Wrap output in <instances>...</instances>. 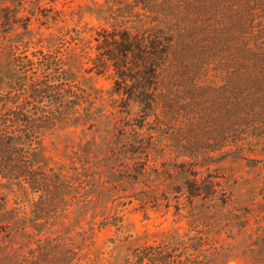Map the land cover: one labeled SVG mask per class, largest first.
<instances>
[{"label":"rangeland","instance_id":"obj_1","mask_svg":"<svg viewBox=\"0 0 264 264\" xmlns=\"http://www.w3.org/2000/svg\"><path fill=\"white\" fill-rule=\"evenodd\" d=\"M163 1L168 22H181L189 0ZM144 2L0 0V76L8 74L13 44L22 62L35 64L27 76L43 90L45 110L36 132L54 165L49 175L63 180L42 191L25 179L7 206L21 219L0 241L22 257L43 242L70 248V264H264L262 88L248 86L242 68H218L216 59L202 68L190 51L188 68L177 54L158 93L162 117L145 120L141 106L115 93L117 77L100 48V34L132 25ZM197 16L190 25L201 22ZM196 152L195 161L184 156ZM111 217L123 225L101 227ZM47 229L50 238L39 237ZM22 257L0 264H28Z\"/></svg>","mask_w":264,"mask_h":264},{"label":"trees","instance_id":"obj_2","mask_svg":"<svg viewBox=\"0 0 264 264\" xmlns=\"http://www.w3.org/2000/svg\"><path fill=\"white\" fill-rule=\"evenodd\" d=\"M186 2L188 8H185L187 10L184 13L182 12L184 19L179 23H169V19L161 13L165 1L146 0L145 7H142L145 13H137L132 25L116 27L118 30L112 32L105 30L100 34L103 37L100 48L105 50L103 59L105 64L106 61L110 62L117 77L113 85L115 93H123L129 101L141 106L145 120L154 117L158 120L162 117L161 99L158 93L166 68L168 69L172 62H177L179 58L176 57L177 54L182 57L179 58L180 63L189 68L192 65L186 55L189 51L202 57L200 64V67L204 65L202 68L207 69L214 65L215 59L218 68L225 70L242 68V74H248L244 78L246 84L262 88L261 98L264 99V0ZM177 7L180 8L175 4L169 12ZM217 11L221 12V18L214 20L211 15ZM196 13L201 22L194 26L193 23L190 25V16L192 18ZM148 14H153L155 19L151 20ZM180 47L185 52L180 53ZM0 49L2 50L1 46ZM21 51L20 46L12 45L11 62L7 64L8 74L0 76V239L4 236L11 238L14 233L12 229L7 230V228L19 223L21 219L7 206L12 196L20 194L25 179L29 186L38 187L42 191H48L53 186L58 188L63 182L61 176L55 174L52 177L48 173L54 165L44 152L43 138L36 132L37 128L43 126L38 124L36 119V115L45 111L44 104L38 100L43 90H40L39 86L37 87L27 76V72L34 68L35 64L30 60L22 62ZM195 68H198V65ZM12 93H22L26 97L22 101L21 97L12 96ZM6 95L11 98L6 100L4 98ZM31 98L37 100L35 106L31 103ZM34 109L38 112L33 111ZM184 144L194 148L190 139H186ZM148 147L149 145L145 144L144 149ZM92 149L90 154H98L95 147L92 146ZM188 155L193 161L199 158L197 152L184 154V156ZM185 161L188 162V159ZM91 177L95 176L91 175ZM39 219L40 217L34 219V225ZM122 222V218L111 217L104 218L100 225L119 228L123 225ZM46 232L45 236L48 238L51 233L49 229L41 232L39 237H43ZM43 243L44 245L40 247L41 251L37 254L33 251L34 248H31V254L22 257L21 253L24 251L14 250L0 241V260L7 257L10 259L25 257L28 259V264H41L38 260L41 255L40 260L43 264H70L73 259V251L70 248L56 251L49 244ZM148 246L144 243L142 248L146 250ZM5 247L9 248L8 251L3 250ZM57 253L58 257L55 255ZM11 254H14V257ZM139 264L147 263L143 258ZM155 264L163 263L158 259Z\"/></svg>","mask_w":264,"mask_h":264}]
</instances>
